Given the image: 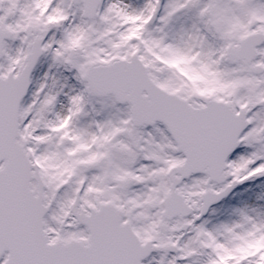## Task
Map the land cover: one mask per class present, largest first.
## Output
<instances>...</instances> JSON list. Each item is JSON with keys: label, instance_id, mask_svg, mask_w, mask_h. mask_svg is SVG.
<instances>
[{"label": "snow or ice", "instance_id": "6c2138e0", "mask_svg": "<svg viewBox=\"0 0 264 264\" xmlns=\"http://www.w3.org/2000/svg\"><path fill=\"white\" fill-rule=\"evenodd\" d=\"M0 264H264V0H0Z\"/></svg>", "mask_w": 264, "mask_h": 264}]
</instances>
